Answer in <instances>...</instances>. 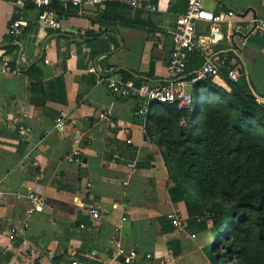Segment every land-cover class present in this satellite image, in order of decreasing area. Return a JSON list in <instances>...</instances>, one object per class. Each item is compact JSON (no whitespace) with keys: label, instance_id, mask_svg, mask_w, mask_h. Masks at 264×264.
Segmentation results:
<instances>
[{"label":"crops","instance_id":"0c3cea01","mask_svg":"<svg viewBox=\"0 0 264 264\" xmlns=\"http://www.w3.org/2000/svg\"><path fill=\"white\" fill-rule=\"evenodd\" d=\"M50 1L58 28L39 25L31 0L22 8L0 0V264H214L201 246L207 228L170 177L159 135L139 111L143 101L114 96L104 82H166L171 32L186 0H158L153 12L119 2ZM263 3L203 0L215 14L235 15L214 25L203 49L188 53L181 78L205 56H227L238 79L225 70L208 79L227 93L264 99V33L253 24L264 17ZM16 19L27 25L12 35ZM196 28L209 34L208 23ZM195 86L184 88H203ZM60 115L63 128L54 125ZM74 137L79 154L69 162ZM28 192L42 198L41 210L28 213Z\"/></svg>","mask_w":264,"mask_h":264},{"label":"trees","instance_id":"16d2710c","mask_svg":"<svg viewBox=\"0 0 264 264\" xmlns=\"http://www.w3.org/2000/svg\"><path fill=\"white\" fill-rule=\"evenodd\" d=\"M196 86L189 108L152 102L146 118L195 216L214 218L213 263L264 264V110L209 79Z\"/></svg>","mask_w":264,"mask_h":264},{"label":"built area","instance_id":"2783aa9c","mask_svg":"<svg viewBox=\"0 0 264 264\" xmlns=\"http://www.w3.org/2000/svg\"><path fill=\"white\" fill-rule=\"evenodd\" d=\"M28 0H13V4L17 8H22ZM36 8V20L41 27L44 28H58L60 27L61 20L57 13L50 6V0H31ZM119 2L126 4L132 8L146 11H156L158 6V0H62L64 6L70 4L75 7H79L81 4H90L93 6H102L106 3ZM264 8V3H263ZM235 12L228 10L227 12L215 14L211 10H208L203 5V0H186V10L183 14H179L175 19L174 28L171 32V39L173 43V49L169 53L166 59V69L169 73V78L166 82L161 84H149L148 82L134 83L132 81L123 82L116 78H106L104 80L108 91L114 96L118 97H136L142 100L143 103L140 107L142 114L147 113V105L152 102L158 104H174L178 110L187 109L191 106L192 94L186 92L185 85L197 84L208 78H214L221 74L222 70H225L226 76L233 81L238 79L235 68L229 66L230 58L227 56L211 55L205 56L202 64L195 70L189 79L184 80L181 77L186 70V57L188 53L203 49L205 43L213 33L216 32L214 25L223 21L226 17H233ZM197 22H205L210 25L208 35L198 33L196 25ZM254 30L258 33H264V17L253 19ZM27 25L26 21L21 19L13 20L8 26V32L12 35H17ZM3 70H10V66L7 62H3ZM256 102L264 110V99L255 98ZM181 123L186 124L185 117L182 118ZM68 122L63 115L56 117L54 125L57 128H63ZM114 126L113 123H111ZM78 138H73V145L67 156L69 162L77 160L79 154ZM130 142V140H127ZM3 194L0 193V200ZM26 197L29 201L28 213L41 210L42 198L34 192H28ZM91 216L94 219L100 217V213L97 209L90 210ZM172 224L182 229L184 224L182 219L175 214H169ZM197 219L207 218L206 214L196 216ZM83 227V224H79ZM15 229L11 230L8 238L13 239ZM135 257L134 253L126 256L125 260L131 261ZM73 262L72 264H75Z\"/></svg>","mask_w":264,"mask_h":264},{"label":"rangeland","instance_id":"374dc122","mask_svg":"<svg viewBox=\"0 0 264 264\" xmlns=\"http://www.w3.org/2000/svg\"><path fill=\"white\" fill-rule=\"evenodd\" d=\"M186 91L188 92V91H190V88H186ZM199 93L200 94H203L204 93V90L203 89H201L200 91H199ZM217 96V94H210L209 95V99L210 98H215ZM167 163H168V161H167ZM194 217H195V219H196V216L194 215ZM201 223H203L204 225H205V227L208 229H206V233H205V238H204V240H203V242H201V246H204V250L207 252V254H208V257L210 258V259H212V254H211V252H210V250H209V245H211V243H212V238L210 237V233L213 231V229H214V227H215V223H214V218L213 217H209V218H205V219H202L201 221H200ZM204 227V228H205ZM217 258V257H216ZM218 259V258H217Z\"/></svg>","mask_w":264,"mask_h":264}]
</instances>
